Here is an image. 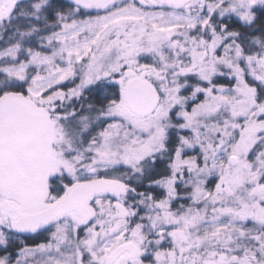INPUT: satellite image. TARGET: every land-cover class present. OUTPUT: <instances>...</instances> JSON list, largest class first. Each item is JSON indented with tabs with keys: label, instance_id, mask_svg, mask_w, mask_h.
<instances>
[{
	"label": "snow or ice",
	"instance_id": "snow-or-ice-1",
	"mask_svg": "<svg viewBox=\"0 0 264 264\" xmlns=\"http://www.w3.org/2000/svg\"><path fill=\"white\" fill-rule=\"evenodd\" d=\"M0 264H264V0H0Z\"/></svg>",
	"mask_w": 264,
	"mask_h": 264
}]
</instances>
